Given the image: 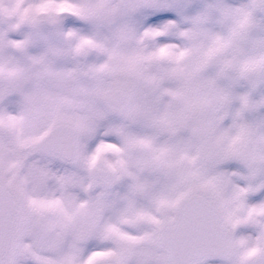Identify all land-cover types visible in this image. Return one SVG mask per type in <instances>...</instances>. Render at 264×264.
Listing matches in <instances>:
<instances>
[{"label": "snow or ice", "instance_id": "1", "mask_svg": "<svg viewBox=\"0 0 264 264\" xmlns=\"http://www.w3.org/2000/svg\"><path fill=\"white\" fill-rule=\"evenodd\" d=\"M264 0H0V264H264Z\"/></svg>", "mask_w": 264, "mask_h": 264}, {"label": "bare ground", "instance_id": "2", "mask_svg": "<svg viewBox=\"0 0 264 264\" xmlns=\"http://www.w3.org/2000/svg\"><path fill=\"white\" fill-rule=\"evenodd\" d=\"M198 2H199V0H198ZM227 2L229 4L238 5V4L242 3L243 0H227ZM261 200H264V193H261L259 195H255V196L251 197L252 203H258ZM210 264H219V262L218 261H212V262H210Z\"/></svg>", "mask_w": 264, "mask_h": 264}]
</instances>
